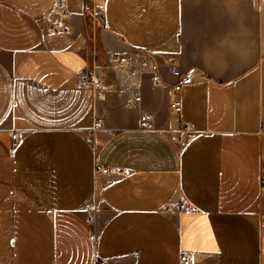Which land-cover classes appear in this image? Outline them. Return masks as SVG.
Wrapping results in <instances>:
<instances>
[{
  "label": "crops",
  "instance_id": "obj_1",
  "mask_svg": "<svg viewBox=\"0 0 264 264\" xmlns=\"http://www.w3.org/2000/svg\"><path fill=\"white\" fill-rule=\"evenodd\" d=\"M64 1L0 0V264H264V0Z\"/></svg>",
  "mask_w": 264,
  "mask_h": 264
},
{
  "label": "built area",
  "instance_id": "obj_2",
  "mask_svg": "<svg viewBox=\"0 0 264 264\" xmlns=\"http://www.w3.org/2000/svg\"><path fill=\"white\" fill-rule=\"evenodd\" d=\"M89 5L85 8V12L89 15V18L93 24V26L96 27L98 22H103L106 29H109V23L107 20V11H106V5L108 0H88ZM54 6L57 14L60 16L61 19L67 20L70 17V13L68 10V6L65 3L64 0H54ZM54 32H59L63 30L64 33H69V30L66 27L63 26H54L52 28ZM126 58L121 57L118 60V63L121 66H124L126 64ZM143 64L145 66H149L153 71L158 70V64L151 60L148 57H145L143 59ZM167 65L169 66L170 73L178 78L180 81L175 84L172 87L171 93H172V101H171V108L172 110L177 113L181 114L182 112V102H181V92H182V84L183 80L182 73L179 70L177 66H175L171 60H167ZM81 83L84 86H95L97 88L101 87V74L99 72H92V73H85L80 76ZM102 95L99 93V98H101ZM138 102L140 101V98L136 99ZM154 123V116L151 114H143L141 116V128L143 129H149L152 127V124ZM100 128V123L96 122L93 130L91 131L92 134H95L96 129ZM184 129L186 133H189L191 131V127L187 124H184ZM19 138L18 134L12 135V140L16 141ZM176 140V138H173ZM97 173L108 175V169L106 168H97ZM264 183V181H263ZM264 189V184H263ZM186 207L183 206L182 209H185ZM181 264H192V260L188 254V252L183 251L181 253Z\"/></svg>",
  "mask_w": 264,
  "mask_h": 264
},
{
  "label": "rangeland",
  "instance_id": "obj_3",
  "mask_svg": "<svg viewBox=\"0 0 264 264\" xmlns=\"http://www.w3.org/2000/svg\"><path fill=\"white\" fill-rule=\"evenodd\" d=\"M98 25H99V30H100V32H99V38L102 39V38H103L102 30H103V28L106 29V27L104 26L103 22H98ZM98 25H97V26H98ZM101 25H102L103 27H102ZM100 26H101V27H100ZM106 30H107V29H106ZM152 125H153V124H152ZM185 134H186V132H185V129H184V125H183L182 123H180L179 128H178V131H177V136H178V138H179L180 136H181V138H182V136L185 135ZM91 135H93V134H91ZM171 137H172V139L175 138L174 135H173V136L171 135ZM173 140H174V139H173ZM181 140H182V139H177V137H176V140H175V141H176V142H181Z\"/></svg>",
  "mask_w": 264,
  "mask_h": 264
}]
</instances>
